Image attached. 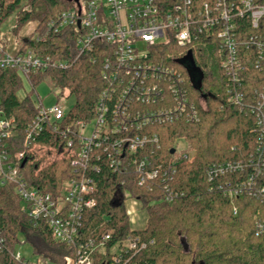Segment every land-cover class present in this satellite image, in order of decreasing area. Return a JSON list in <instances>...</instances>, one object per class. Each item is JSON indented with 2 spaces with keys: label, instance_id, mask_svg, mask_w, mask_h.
Instances as JSON below:
<instances>
[{
  "label": "trees",
  "instance_id": "obj_1",
  "mask_svg": "<svg viewBox=\"0 0 264 264\" xmlns=\"http://www.w3.org/2000/svg\"><path fill=\"white\" fill-rule=\"evenodd\" d=\"M87 2H0V28L17 13L11 32L21 49L31 47L38 55L50 57L57 63V66L37 70L26 78L34 90L43 81H50L55 89L62 90V96L74 97V104L63 122L70 125L78 120L95 121L102 93L106 89L112 91L104 70L106 58L114 59V46L97 40L93 48H83L78 42L82 28L77 24L64 26L58 31L49 27V23L64 11L79 5L85 7ZM33 21L39 23L35 35H22V29ZM249 23L248 17L240 20V39L258 33L257 29L249 27ZM201 40L192 48L196 69L202 73L200 84L194 82L183 62L188 54L178 58L183 48L175 39L151 47V60L171 65L186 77L185 88L200 113L194 122L181 119L155 122L139 130L140 134L147 133L151 137L157 134L159 137L160 147L151 151V144H147L134 156L149 158L150 167L159 169L155 179L140 184L139 175L133 168L126 172L114 166L110 158L114 152L112 142L121 137V133L111 134L105 146L92 150L88 166L79 167L75 162L78 156L66 149L68 136L53 131L48 124L37 137L39 146L34 152L29 151L31 155L22 168L31 185L47 191H59L64 180L79 174L94 178L98 184L97 205L86 210L80 239L111 234L112 245L139 236L145 246L139 247L129 264H264V232L259 231V223H264V195H250L246 189L237 196L229 193L232 188L244 184L248 175L255 171L250 160L255 154L258 134L251 106L257 93L264 92V71L257 65L256 47L253 44L241 46L245 69L240 72L242 84L238 90L244 98L240 104L231 101L228 76L216 51L217 42L206 38ZM59 62L67 66L61 67ZM122 82L117 80L114 84L116 93L111 100H106L110 107L106 124L110 127L119 121L112 109L123 89ZM23 84L24 76L19 70L0 67V94L8 114L14 116L18 124L16 136L9 139L12 152L23 148L26 129L39 110L31 94L23 99L16 98L15 94ZM232 89L234 93L238 91L237 87L232 86ZM162 105L159 102L150 106ZM134 107L145 108L146 105L138 103L132 105ZM180 139L188 142L189 149L179 151ZM227 161L243 162V166L211 179L207 171L209 165ZM95 164L98 169H93ZM41 165H44L42 169ZM254 185L264 187V167ZM128 197L138 198L147 211L148 220L142 229H131L125 206ZM22 206L15 184L0 175V238L4 240L0 244V264H32L25 258L19 261L14 256L22 238L31 244L39 258L51 264H62L66 255H75V245L55 240L44 221L34 225ZM94 264H104L101 255Z\"/></svg>",
  "mask_w": 264,
  "mask_h": 264
},
{
  "label": "built area",
  "instance_id": "obj_2",
  "mask_svg": "<svg viewBox=\"0 0 264 264\" xmlns=\"http://www.w3.org/2000/svg\"><path fill=\"white\" fill-rule=\"evenodd\" d=\"M246 17L250 21L249 27L257 29L258 33L245 35V38L240 39V20ZM79 20L82 32L78 42L83 48H93L97 40L114 46V59L106 58L104 70V76L109 79L112 91L106 89L102 93L95 121L88 123L78 120L70 125L63 123L69 108L62 102L68 98L61 95V89L54 88L57 100L49 107H45L42 102L38 104L36 118L26 129L23 148L14 152L9 148V139L16 136L18 124L15 117L8 114L4 98L0 94V175L5 181L15 184L23 210L28 213L34 225L44 221L55 240L75 245V255H66L62 264H94L98 255L102 256L104 264H129L139 247L145 246L139 236L120 240L112 245L111 234L80 239L84 214L86 210L97 205L98 184L94 178L85 173L79 174L64 180L59 191H47L29 183L22 171L23 162L28 161V156L39 146L37 137L45 124L50 125L53 131L68 136L66 149L72 155L78 156L75 162L79 167L88 166L92 150L105 146L111 134L121 133L122 136L114 138L112 142L114 152L110 158L114 166L126 172L133 168L139 175L140 184L155 179L159 175V169L150 167L149 158L146 155L139 158L134 156L144 150L147 144H151V151L160 147L159 137L157 134L152 137L147 133L140 134L139 130L155 122L165 123L179 119L194 122L199 119L200 113L197 103L191 99L185 88L186 77L171 65L151 60V47L175 39L183 48L178 56L182 58L202 38L216 40V51L228 76L230 100L243 103V94L238 90L242 84L240 72L245 69L240 47L253 44L259 56L257 65L264 71V1L88 0L85 7L82 6L81 14L78 7L66 10L51 21L49 27L58 31L67 25H78ZM35 30L24 36L35 35ZM38 39L41 37L38 36ZM51 66H57V63L50 57L38 55L31 47L23 51L12 32L8 35H1L0 32L1 68H15L24 77H28L37 70ZM59 66L67 65L59 62ZM117 80L123 81L120 84L123 89L112 114L119 121L110 127L106 124V116L110 110L106 100H111L116 93L114 84ZM232 86L237 87L238 91L234 93ZM159 102L163 104L161 107L150 106ZM138 103L146 107L132 108V105ZM251 111L255 114V130L258 134L255 154L250 160L255 165V171L248 175L244 184L230 190L232 196L239 195L245 189L250 195H264V187L254 185L262 175L264 167V92L257 93ZM242 166L243 162L227 161L209 165L207 171L213 179ZM93 169H98V165L95 164ZM128 204L139 206V213L143 215L140 226L133 225L134 217ZM125 206L131 229L144 228L148 214L140 200L128 197ZM259 231L264 232V223H259ZM3 241L1 237L0 244ZM14 256L19 261L24 259L20 252H15Z\"/></svg>",
  "mask_w": 264,
  "mask_h": 264
},
{
  "label": "rangeland",
  "instance_id": "obj_3",
  "mask_svg": "<svg viewBox=\"0 0 264 264\" xmlns=\"http://www.w3.org/2000/svg\"><path fill=\"white\" fill-rule=\"evenodd\" d=\"M16 14L17 13H14L12 16H10L5 21V23L1 26L0 28L1 35H8L11 33V30L15 26V23H16V18H17ZM29 94H31L32 98L36 101L37 104H40L42 102L45 107H49L53 105L55 101L57 100V97L55 95V89L53 87V84L50 81H43L34 90L32 88L31 83L28 81V79L24 77L23 87L15 95L17 99H23ZM74 101H75L74 97H71V98L65 99L62 103L66 108H70L74 104ZM202 104L205 108H207V104L204 101V99H203ZM178 149L179 151L189 149L188 142L185 141L184 139H180ZM191 153L194 154V151L191 150ZM128 207L131 208L132 214L134 217L133 225H135L136 227L140 226L142 223L143 215L139 213V210H138L139 206L133 207L130 204H128ZM16 252H20L24 256V258L26 260H29L32 264H38V263L48 264L46 263L44 259L39 258L34 253L31 244L28 242H25L24 238H22L21 243L17 245Z\"/></svg>",
  "mask_w": 264,
  "mask_h": 264
},
{
  "label": "water",
  "instance_id": "obj_4",
  "mask_svg": "<svg viewBox=\"0 0 264 264\" xmlns=\"http://www.w3.org/2000/svg\"><path fill=\"white\" fill-rule=\"evenodd\" d=\"M77 1L79 2V0H77ZM78 8H79V14H81V12H82V7H81V5H79ZM80 25H81V20L78 21V26H80ZM183 62H184V64H186L187 67L189 68L190 73H191V75H192V77H193V79H194V82H195L196 84H200L201 81H202V73L199 72V71L196 69V66H195V64H194V60H193V58H192V51H189L187 58H185V60H183ZM25 162H26V161L23 162V165L25 164Z\"/></svg>",
  "mask_w": 264,
  "mask_h": 264
},
{
  "label": "crops",
  "instance_id": "obj_5",
  "mask_svg": "<svg viewBox=\"0 0 264 264\" xmlns=\"http://www.w3.org/2000/svg\"><path fill=\"white\" fill-rule=\"evenodd\" d=\"M39 23L37 21H33L28 23V25L23 28V30L21 31L22 35H27L30 34L33 30L37 29Z\"/></svg>",
  "mask_w": 264,
  "mask_h": 264
}]
</instances>
